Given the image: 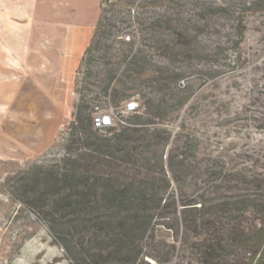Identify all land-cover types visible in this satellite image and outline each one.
Here are the masks:
<instances>
[{"label": "trees", "instance_id": "1", "mask_svg": "<svg viewBox=\"0 0 264 264\" xmlns=\"http://www.w3.org/2000/svg\"><path fill=\"white\" fill-rule=\"evenodd\" d=\"M216 67L233 82L201 109ZM73 93L61 154L12 196L69 264H264V0H100Z\"/></svg>", "mask_w": 264, "mask_h": 264}, {"label": "crops", "instance_id": "2", "mask_svg": "<svg viewBox=\"0 0 264 264\" xmlns=\"http://www.w3.org/2000/svg\"><path fill=\"white\" fill-rule=\"evenodd\" d=\"M100 14V0H0V157L32 160L48 149L51 131L3 134L15 99L42 94L72 117L74 82ZM29 115V110L23 112ZM15 117V115L13 114ZM14 117L8 122L15 124ZM42 138V142L35 140Z\"/></svg>", "mask_w": 264, "mask_h": 264}, {"label": "rangeland", "instance_id": "3", "mask_svg": "<svg viewBox=\"0 0 264 264\" xmlns=\"http://www.w3.org/2000/svg\"><path fill=\"white\" fill-rule=\"evenodd\" d=\"M200 67L201 70H206L210 66L201 63ZM216 69L222 75L198 91L201 109L208 101L224 96L227 93L226 87H228L229 82H233L230 75L227 74L229 68L216 67ZM198 84L199 81L192 83L193 89H197ZM66 96L60 100V103L47 97L42 99V97L44 98L42 94H39V97L28 99L18 96L15 99V106H19V108L9 110L4 117L7 125L2 131L3 134L15 136L13 131L16 130L17 133L14 138L22 139L26 133L40 131L43 135L44 132L50 130L52 139L51 142L47 143V145L49 144L48 149L36 156L35 159L19 161L0 157V264H69L64 249L53 242L45 225L37 223L35 215L21 201L12 200L17 184L15 177L20 171H25L34 161L40 163L54 159L61 154L66 130L72 120L67 110L69 100L67 101ZM96 108L105 111L109 107L107 108L104 103H100ZM113 109L118 112L117 108ZM27 110H29V115L25 116L23 112ZM9 117H14V125L10 121L8 122ZM216 131L210 128L205 131L201 130V134H199L211 139L210 145L212 144L213 150H215L216 144L226 143L221 139V136L215 134ZM250 137L252 139L250 143L253 144L264 138V134L261 131L252 130ZM42 140V138H38L35 143L39 144ZM244 148L245 143H242L237 153L243 152Z\"/></svg>", "mask_w": 264, "mask_h": 264}, {"label": "built area", "instance_id": "4", "mask_svg": "<svg viewBox=\"0 0 264 264\" xmlns=\"http://www.w3.org/2000/svg\"><path fill=\"white\" fill-rule=\"evenodd\" d=\"M137 110H138V104L136 103V101H130L126 104L125 108L120 111V114L127 115ZM117 114L118 112H115V110L112 107H109L105 111L96 108L93 115V127L98 130H104L108 127L113 126L114 124L113 118L117 117ZM149 262L150 264H160L153 260H150Z\"/></svg>", "mask_w": 264, "mask_h": 264}]
</instances>
